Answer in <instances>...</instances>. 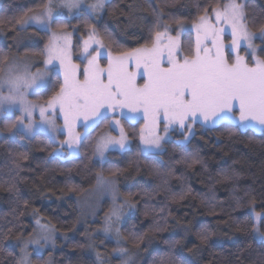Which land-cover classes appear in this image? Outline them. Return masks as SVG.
Returning <instances> with one entry per match:
<instances>
[{"label":"trees","instance_id":"obj_1","mask_svg":"<svg viewBox=\"0 0 264 264\" xmlns=\"http://www.w3.org/2000/svg\"><path fill=\"white\" fill-rule=\"evenodd\" d=\"M222 2L108 0L100 14L82 10L62 22L73 34L75 51L92 25L104 38L107 50L118 54L150 43L154 31L159 30V18L170 25L177 21L191 23L203 9L208 8L210 13ZM40 4L41 0L1 1L4 38L0 53L10 58L31 51L43 58L48 31L31 28L39 37L36 44L18 48L14 44L18 33L15 21ZM244 6L250 30L258 36V26L264 24V0H244ZM182 37L187 52L192 33L185 31ZM255 42L258 56L264 58L260 51L264 43L259 39ZM50 81L46 90L34 95L39 101L58 91L62 82L56 72H52ZM16 118L17 113L0 119V264H17L19 252L13 241L32 231L33 217L67 235L58 239L52 264H96L87 252L89 227L78 226L76 197L95 183L97 173L109 176L110 170L116 169L120 170L115 177L121 195L135 204L120 233L128 249L143 255L141 264H264V239H258L252 231L250 213L251 206L264 211V130L236 129L234 123L222 121L198 128L184 144L165 141L160 154L146 160L137 154L141 120L124 119L129 150L109 151L106 160L99 163L94 158L95 137L106 122L91 131L77 156L59 158L50 155L57 146L47 134L39 132L25 138L22 132L11 133L6 125ZM16 153H26L28 158L19 160ZM193 157L200 162L189 166ZM182 159L188 163H177ZM17 163L21 165L19 170ZM17 171L19 176L12 180ZM13 183L15 188L10 190ZM157 225L161 231H154ZM202 235L207 239L202 240ZM134 236L141 238L139 243L133 241ZM105 244L107 248L101 254L113 249L112 241Z\"/></svg>","mask_w":264,"mask_h":264},{"label":"snow or ice","instance_id":"obj_2","mask_svg":"<svg viewBox=\"0 0 264 264\" xmlns=\"http://www.w3.org/2000/svg\"><path fill=\"white\" fill-rule=\"evenodd\" d=\"M104 7L105 0H95L90 4L85 0H41L37 9L29 10L31 15L25 13L15 21L21 30L33 26L51 31V36L43 50L46 56L44 71L38 69L31 72L18 60L9 59L7 54L0 53V112L7 114L17 110L21 113L15 121L6 125L10 131L17 129L25 138L35 137L44 131L49 134V140L54 142L57 134L66 130L67 138L60 141L59 148L50 155L62 154L65 148L72 150L70 155H78L91 131L107 122L113 130L119 129V136L103 135L97 139L94 154L103 160L109 150H129L128 135L120 120L110 119L108 115L117 110L124 115L127 109L144 120V126L139 130L137 154L151 160L162 151L164 137L158 133L161 124L164 133L170 127L177 126L188 135L194 134L193 125L197 122L201 126H215L219 121L233 120L236 123L232 127L236 129L254 124L264 127V58L256 54L257 46L253 42L259 39L264 43V24L258 26V36L251 31L242 2L225 0L222 4L217 3L211 8V14L208 8L203 9V14L198 16L199 22L193 25L195 41L188 42L184 55H181L179 40L169 35L167 25H164V31H154V39L150 43L116 55L107 50L104 38L94 26L89 25L92 31L84 40L81 52L82 60L86 63L83 66L74 63L69 34L63 31L67 28V24L62 22L66 18L65 10L68 17H75L85 8L98 13ZM225 33L231 36L228 44L224 40ZM242 47L247 55L240 54ZM260 51L264 52V47ZM101 57L107 58V66L101 65ZM48 65L52 68L49 69ZM132 65L135 71L130 70ZM49 71L62 74L63 80L58 91L43 103L30 101L29 95H38L51 83ZM137 76L144 78L142 85L137 84ZM37 111L38 122L33 119ZM57 115L63 118L62 127L56 124ZM129 119L134 121L136 116H130ZM81 122L84 134L76 131L77 124ZM16 156L19 160L28 158L26 153H16ZM181 162L188 163L183 159L177 161ZM199 162L193 157L189 166ZM20 167L17 163L16 169ZM119 171L110 170L109 176L96 174L97 185L111 191L114 199L118 192L114 177ZM18 176L19 171L12 180ZM224 178L227 179V175ZM9 187L10 190L15 188V184ZM125 206L132 207L125 200L120 206L114 207L105 220L104 232H115L117 244L121 242V233L115 225ZM253 213L256 223L252 225V231L264 238V232L261 231V227H264V212H255L253 209ZM36 225V235L23 242L17 264H32L31 253L27 250L29 245L37 246L33 248L34 252L43 249L49 242L55 245L54 228L42 224L39 219ZM161 230L159 225L154 228V231ZM140 239L133 237L135 243H139ZM201 239L206 240L207 235H202ZM115 251L121 256L127 254L124 248ZM97 259H100L99 254ZM122 264H129V260H123Z\"/></svg>","mask_w":264,"mask_h":264},{"label":"rangeland","instance_id":"obj_3","mask_svg":"<svg viewBox=\"0 0 264 264\" xmlns=\"http://www.w3.org/2000/svg\"><path fill=\"white\" fill-rule=\"evenodd\" d=\"M1 1L2 0H0V5H1ZM107 1L108 0H105V3ZM54 2H56V0H54ZM85 2L87 4H90V3H94L95 0H85ZM223 2H225V0H223ZM239 2H242L244 4V0H239ZM83 10H85L86 12H88L92 15H96V14L101 13V12L92 13L87 8H85ZM27 14L31 15L32 13L29 11ZM209 14H211V12ZM65 17H66V19L72 18V17H68L66 10H65ZM198 22L199 21L197 18V19L193 20V22H191V23L180 22V23H175L174 25H170V24H166V23L162 22L161 18H159L160 27H159L158 31H164V25H167L169 35H171L172 37H176L179 40L180 45H181V49H182L181 55H184L186 53V51L184 50L183 45H182V40H183L182 34L185 31H190L192 33V38H193V43H194L196 33H195V29H194L193 25L195 23H198ZM31 28L37 29L36 27L29 26V27H26L23 30H21L20 26L18 25V33L14 37V44L17 48L22 47L23 45H32V44L34 45V44H36L39 37L30 30ZM63 31L66 32L67 34H69V40L71 43V52H72L73 62L83 66V64L86 63V61L82 60L81 52H82V48H83V42L85 39H87L88 36L80 39L79 49L75 51L74 47H73V34H72V32L68 31L66 29H64ZM48 33H49V36L47 39V43H48V40L51 36V31H48ZM177 34H179V35L177 36ZM3 38H4V35L0 29V41H2ZM224 40H225L226 44L230 43L231 36L229 33H225ZM253 42L257 46L255 39ZM93 47H95V45H93ZM44 48H45V46H44ZM257 50H258V46H257ZM112 54L116 55L115 53H112ZM240 54L241 55H247V53L245 52L243 47L240 50ZM256 54L258 55V53H256ZM9 59L18 60L22 65H26L31 72H36L38 69L40 71L45 70L44 61L46 59V56L44 54H43V58L39 59L36 57L35 54L31 53V51L30 52L29 51H23L21 53L14 54V56H11ZM100 63L102 66H107V58L101 57ZM165 66H167V65H165ZM47 67L49 69L52 68L51 65H48ZM130 70L135 71L134 65L130 66ZM52 72L53 71L48 72V79L51 78ZM57 74L61 77V81H62L63 80L62 74H59V73H57ZM136 82L138 85H142L144 83V78H142L141 76H137ZM28 99L34 103H43L44 102V101H39L37 98L34 97V95H29ZM15 113H17V117H19L21 115V113L17 110H13L11 113H7V114L4 112H0V119L3 116H11ZM124 113H125L124 115H121L120 111L117 110L116 113L109 112L108 115H109L110 119H119L121 126L124 128V130H125V127L123 125L124 119H126L129 122H137V121L141 120L140 129L144 126V120L138 114L129 113L127 109L124 110ZM130 116H136V119L134 121H132L129 119ZM33 119H35L37 122L39 121L38 111L34 114ZM225 121L231 122L234 124L236 123V121H233V120H225ZM219 122H222V121H219ZM219 122H217V123H219ZM25 123H27V120H25ZM56 124L58 126H61V127L63 126L62 116L57 115ZM210 126H212V125L209 124L207 126H201V124L199 122H197L196 124L193 125L194 133L198 128H204V127H210ZM247 128H249L255 132H261L264 130V127H261L259 125H255V124L253 126H250ZM243 129H246V128H243ZM15 131H18V130L12 129L11 133H13ZM76 131L80 132L81 134H84L85 130L83 128L82 122L77 124ZM41 132H43L49 136V134L47 132H44V131H41ZM125 132H126V130H125ZM158 133H159V135L164 137V140L162 141V149L164 146V142L167 140H175L179 143L184 144L193 135V134L188 135V133L186 131L180 129L177 126L170 127L169 131L167 133H164L163 124H161L160 128L158 129ZM103 135L119 136V129L117 128V129L113 130V128L110 127L108 125V123L106 122L105 128L100 133H98L97 136L95 137L94 148H95V144H96L97 139ZM186 136L188 137L187 140L185 139ZM66 138H67V131L66 130L63 133L57 134L56 140L54 141L57 148H59V146H60L59 142L66 139ZM128 143H129V147H130L129 137H128ZM139 144H140V139H139ZM71 151H72L71 149L65 148L63 150L62 154H58L56 156L59 158H68V157H72L75 155L77 156V154H75V153L70 155L69 153ZM109 151H112V150H109ZM108 152L105 153L103 160H101L100 157L96 154H94V158L99 163H102L106 160ZM118 152H121V151H118ZM114 179L116 180L115 187L118 190V192L115 196V199H114L113 193L111 191H106L104 188L98 186L96 181L90 188H88L86 191H83L82 193H80L76 197V202H77L78 207H79L78 226H83L85 228L89 227L88 228L89 229V231H88V235H89V241L88 242H89V244H88V251L87 252L92 255L96 264H122L123 260H125V259L129 260V264H141L140 259H141V256L143 258V255L138 256L139 253L136 250L132 251V250L128 249L124 240L122 239V236H121L120 244H117L115 232H112V233H105L104 232L106 217L111 215V211L114 207L120 206L125 200H127L132 205V207L125 206L123 208L122 214L120 216V220H119L118 224L115 225V226L119 227L120 231H121V226H122L123 222L127 219L128 216H130L135 211L134 202H132L128 198L121 195V193L119 191V187H118L117 178L114 177ZM253 209L255 212H264V211H258L253 206L250 207L251 216L253 218L254 223H256L254 213H253ZM37 219H39L42 224H47V223L43 222L40 217H33V220H32L33 221V229H32V231L28 234H25L23 237H20V238L13 241V243L16 245L15 247L17 248V250L19 252V258L21 256V248L23 247V242L32 239L36 235V231L38 230L37 225H36ZM113 220L115 221V217H113ZM51 227L54 228L53 226H51ZM54 230H55L54 231V237H55V245L54 246L52 245L51 242H49L48 244L44 245L43 249H38L37 251L34 252L33 248H35L37 246L29 245L27 250L29 253H31L30 259L32 261V264H52V252L57 249L58 239L63 240L67 236L66 233L59 232L55 228H54ZM256 237L258 239H264V238L259 237L258 235H256ZM106 241H112L114 243L113 249L108 248L109 251L106 252V254H104V253L101 254L103 249L106 250V248H107L106 244H105ZM118 248L126 249V253H127L126 256L119 255L115 251ZM97 254H99L100 259H97ZM101 257H103V258L101 259Z\"/></svg>","mask_w":264,"mask_h":264}]
</instances>
